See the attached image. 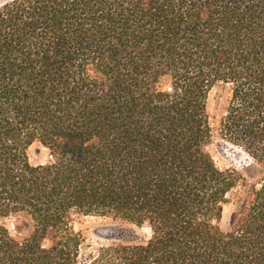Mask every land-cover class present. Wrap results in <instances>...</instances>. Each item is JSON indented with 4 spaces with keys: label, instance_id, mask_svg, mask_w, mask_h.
I'll return each mask as SVG.
<instances>
[{
    "label": "trees",
    "instance_id": "obj_1",
    "mask_svg": "<svg viewBox=\"0 0 264 264\" xmlns=\"http://www.w3.org/2000/svg\"><path fill=\"white\" fill-rule=\"evenodd\" d=\"M0 264H264V0L0 4Z\"/></svg>",
    "mask_w": 264,
    "mask_h": 264
},
{
    "label": "rangeland",
    "instance_id": "obj_2",
    "mask_svg": "<svg viewBox=\"0 0 264 264\" xmlns=\"http://www.w3.org/2000/svg\"><path fill=\"white\" fill-rule=\"evenodd\" d=\"M215 91L210 94L209 104L210 107L215 105ZM210 150L216 160L217 165L222 169L237 168L240 169L241 164L246 160V156L239 151L235 150L231 146L218 147L216 143L210 145ZM30 160L34 164L47 162L50 158L49 149L46 147L34 144L29 149ZM231 205H227L225 208L224 218L222 225L228 226V218L230 213ZM107 219L96 217V216H84L76 215L74 226L77 230H82L86 238L83 245V251L88 248V244H92L93 247L99 246L101 243L106 242L95 234V228L102 224H109ZM139 233L148 231L147 228H135Z\"/></svg>",
    "mask_w": 264,
    "mask_h": 264
},
{
    "label": "water",
    "instance_id": "obj_3",
    "mask_svg": "<svg viewBox=\"0 0 264 264\" xmlns=\"http://www.w3.org/2000/svg\"><path fill=\"white\" fill-rule=\"evenodd\" d=\"M7 0H0V4L4 3ZM218 146V145H217ZM223 147V146H231L232 148H234L235 150L239 151L240 153L244 154L246 156V160L241 164V167H247L250 163H251V158L245 153V151L233 144L230 143H226L223 142L219 147ZM116 225L114 224H102L98 227L95 228V234L104 239V240H115L118 239L119 237H117L116 235H118V230L115 227ZM139 232L135 229V231L133 232L131 229H127L124 232V236H136L138 235Z\"/></svg>",
    "mask_w": 264,
    "mask_h": 264
}]
</instances>
